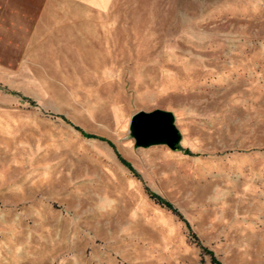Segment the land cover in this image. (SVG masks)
I'll list each match as a JSON object with an SVG mask.
<instances>
[{
	"label": "rangeland",
	"instance_id": "obj_1",
	"mask_svg": "<svg viewBox=\"0 0 264 264\" xmlns=\"http://www.w3.org/2000/svg\"><path fill=\"white\" fill-rule=\"evenodd\" d=\"M93 1L75 83L0 88V264H264V0Z\"/></svg>",
	"mask_w": 264,
	"mask_h": 264
},
{
	"label": "crops",
	"instance_id": "obj_2",
	"mask_svg": "<svg viewBox=\"0 0 264 264\" xmlns=\"http://www.w3.org/2000/svg\"><path fill=\"white\" fill-rule=\"evenodd\" d=\"M79 3L94 1L0 0V88L45 91L47 84L76 82L80 30L93 28L65 6Z\"/></svg>",
	"mask_w": 264,
	"mask_h": 264
},
{
	"label": "water",
	"instance_id": "obj_3",
	"mask_svg": "<svg viewBox=\"0 0 264 264\" xmlns=\"http://www.w3.org/2000/svg\"><path fill=\"white\" fill-rule=\"evenodd\" d=\"M128 134L137 148L164 145L174 151L180 141L172 115L160 110L134 113L129 119Z\"/></svg>",
	"mask_w": 264,
	"mask_h": 264
},
{
	"label": "trees",
	"instance_id": "obj_4",
	"mask_svg": "<svg viewBox=\"0 0 264 264\" xmlns=\"http://www.w3.org/2000/svg\"><path fill=\"white\" fill-rule=\"evenodd\" d=\"M84 137L86 138H90V139H96L99 141H103L102 138L96 137L92 134H83ZM109 146L112 148V150L114 151V154L116 156V158L118 159V161L124 166L126 167L128 170L131 171V168L129 166V164L124 161L122 158H120V156L117 154V152L113 149L112 145L109 144ZM177 150H179V148L177 147ZM182 152H184L185 154L188 153V151L182 149ZM145 194L147 195V197L153 201V203H155L156 205L160 206L161 208H164L165 210L169 211L170 213H172L175 216H178L175 212V210L172 208V206L169 204V202L165 201L164 199L158 197L157 195L149 192L146 188L144 189ZM178 218L180 219V217L178 216ZM185 224V223H184ZM185 226H187L185 224ZM189 237L192 240V242L194 243V245L198 248L199 252L202 254H205L209 257V260L212 264H220L212 255V253L210 251H207L204 247H202L198 241L193 237V235L191 233H189Z\"/></svg>",
	"mask_w": 264,
	"mask_h": 264
}]
</instances>
